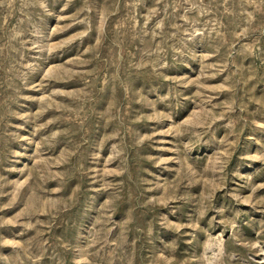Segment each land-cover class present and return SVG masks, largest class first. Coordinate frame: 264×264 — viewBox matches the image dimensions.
I'll use <instances>...</instances> for the list:
<instances>
[{
  "label": "rangeland",
  "instance_id": "374dc122",
  "mask_svg": "<svg viewBox=\"0 0 264 264\" xmlns=\"http://www.w3.org/2000/svg\"><path fill=\"white\" fill-rule=\"evenodd\" d=\"M0 264H264V0H0Z\"/></svg>",
  "mask_w": 264,
  "mask_h": 264
}]
</instances>
